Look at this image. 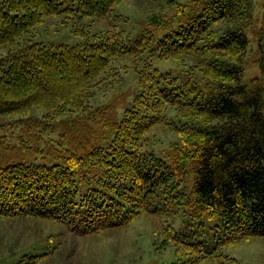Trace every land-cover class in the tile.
Listing matches in <instances>:
<instances>
[{"label":"trees","instance_id":"16d2710c","mask_svg":"<svg viewBox=\"0 0 264 264\" xmlns=\"http://www.w3.org/2000/svg\"><path fill=\"white\" fill-rule=\"evenodd\" d=\"M120 1L0 0V216L61 221L83 235L128 224L160 196L164 207L182 200L191 217L216 219L218 245L264 236V79L243 83L248 39L238 24L251 18V0H166L174 13L150 15L151 27L137 37L86 27L75 45L33 38L37 25L63 11L116 25ZM149 48L161 59L198 60L177 75L144 63L131 107L110 122L109 107L90 104L95 89L118 83L119 57ZM166 105L178 122L165 120ZM156 123L178 135L163 157L144 142ZM107 125L109 141L95 144L96 127ZM55 131L53 146L47 138ZM53 147L66 151L62 160H27ZM165 231L183 257L194 252L177 264L214 256L172 225Z\"/></svg>","mask_w":264,"mask_h":264},{"label":"rangeland","instance_id":"374dc122","mask_svg":"<svg viewBox=\"0 0 264 264\" xmlns=\"http://www.w3.org/2000/svg\"><path fill=\"white\" fill-rule=\"evenodd\" d=\"M251 2V18L238 22H245L244 33L248 39L241 62L243 83L247 86H253L264 79V0ZM114 8V12L120 14L123 19L116 25L111 23L110 17L77 18L63 11L46 17L37 25L33 38L45 45H75L86 38L78 33V28L86 30V27L90 32L113 28L121 34L137 37L144 28L151 27L147 22L150 15L161 13L165 18H169L175 11L166 0H121ZM223 27L225 28L224 24L220 25V28ZM150 50L149 48L141 55L126 54L119 57L115 65L121 67L119 74L124 71L125 73L121 74L124 76L117 74L118 78L115 76L112 79H116L118 83L113 81L106 88L95 89L96 96L90 104L93 108L109 107L106 111L110 122L131 107L138 91L136 72L143 68L144 63L177 75L198 60V57L192 55L182 56L177 61L161 59ZM3 53L4 49L0 48V56ZM162 113L166 121L178 122L179 118L172 106L166 105ZM165 127L162 123H156L144 138L146 148L159 157L166 155L171 142L178 141V135ZM109 129V125L105 128L97 126L93 142L105 145L110 139ZM11 132L8 134L11 133V141L15 142L19 138L20 130L15 128ZM57 134L55 131L50 137H46L47 141L52 140L53 146L56 145L54 140ZM45 153L41 157H28L27 160L51 163L62 160L61 156H64L66 151L55 152L53 147ZM191 177L192 175H189L188 188ZM185 189L188 191L186 184ZM160 198L155 197L149 206L124 226L105 228L83 235L72 232L67 224L61 221L35 216H0V264H177L182 258L189 260L194 252L188 250L187 257H183L176 250L179 245L165 233L168 224L172 225L178 234L191 235L193 240L202 241L204 247L214 253L210 259L200 260L197 264H264V236H251L218 245L216 219H195L191 217L182 200L164 207ZM215 247H218L217 252L214 251Z\"/></svg>","mask_w":264,"mask_h":264}]
</instances>
